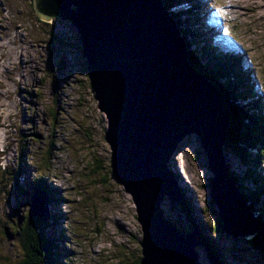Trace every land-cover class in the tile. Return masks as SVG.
<instances>
[{
  "label": "rangeland",
  "instance_id": "obj_1",
  "mask_svg": "<svg viewBox=\"0 0 264 264\" xmlns=\"http://www.w3.org/2000/svg\"><path fill=\"white\" fill-rule=\"evenodd\" d=\"M200 1L199 15L208 12L209 16L201 44L214 45L219 38L229 53L242 55L264 110V0ZM32 4L33 0H0V264L26 260L20 235L24 222L19 220L28 215L41 172L47 185L64 194L55 208L48 201L49 210L52 207L63 215L61 226L50 228L49 233L55 232L56 238L57 231L69 229L65 244L73 243V264H133L141 257V226L130 195L110 171L111 150L105 141L108 122L85 75L78 31L67 22L41 21ZM199 147L196 137H189L179 145L169 168L176 182L175 174L180 177L178 191L183 195V183L199 219L213 230L218 211L211 203V173ZM239 152L224 148L223 154L234 187L230 172L236 175L250 167L248 157ZM47 154L51 161L45 166ZM260 165L264 171V161ZM17 172L21 184H28L26 194L16 189ZM163 209L181 230L193 234L188 215L168 202ZM192 215L198 219L195 210ZM206 234L222 247L227 264H264L263 256L224 233ZM204 246L198 249L201 264H212L213 252ZM233 250L239 251L237 256Z\"/></svg>",
  "mask_w": 264,
  "mask_h": 264
},
{
  "label": "water",
  "instance_id": "obj_2",
  "mask_svg": "<svg viewBox=\"0 0 264 264\" xmlns=\"http://www.w3.org/2000/svg\"><path fill=\"white\" fill-rule=\"evenodd\" d=\"M33 7L41 21L67 22L78 31L85 75L108 122L110 171L130 195L141 226L140 264H201L198 249L207 248L201 232L193 226V234L181 230L163 209L168 202L182 212L183 195L169 164L191 136L207 159L220 232L264 257L251 244L259 233L257 219L224 162L231 125L225 99L189 63L187 44L195 46L182 38L172 10L158 0H33ZM42 194L35 191L29 214L46 221L49 202Z\"/></svg>",
  "mask_w": 264,
  "mask_h": 264
},
{
  "label": "trees",
  "instance_id": "obj_3",
  "mask_svg": "<svg viewBox=\"0 0 264 264\" xmlns=\"http://www.w3.org/2000/svg\"><path fill=\"white\" fill-rule=\"evenodd\" d=\"M158 1L162 2L165 9L178 8L179 6L186 8H179L183 11L175 12L171 16L173 19H177L176 22L180 27L182 38L187 41L190 36L193 43L201 47V49L195 48L192 50L191 45L187 44L190 50L189 63L205 79L213 83L225 98L224 109L231 119V125L228 129L227 143L224 148L226 152L236 150L237 154L242 151L243 155L248 157L250 165L248 170H239L236 175L230 173L243 201L247 203L249 210L257 217L259 233L252 239L251 244L264 254V173H262L264 171L259 167L261 166L260 162L264 161V110L260 107L259 96L261 94L256 89V80L253 79L252 72L247 65H243L245 63L242 55L229 52L222 53L223 51L215 40L214 45L201 46V33L205 31V21L209 16L208 12H201L202 14L205 13L203 17L199 15L200 0ZM32 9L34 10L33 4ZM181 17L187 18L188 25L181 24ZM208 28L211 29L210 24H208ZM249 98H251V101L247 100ZM236 99L241 100L232 101ZM47 157L43 159L45 166L51 161V154H47ZM18 175L19 172L14 175L16 189L20 194H26L24 190L28 188V184H21ZM44 177V172L39 173V176H37L36 190L43 192L48 197L51 206L55 208V205L62 199L64 194L60 189L53 187L52 184L47 185ZM175 179L177 182L180 181L177 173ZM182 187L184 198L181 202V211L188 215L191 225L201 232L200 240L212 250L218 263L227 264L226 259L223 258L225 254L222 247L217 241L213 242L206 234L207 231H210L218 236L220 223L218 222L213 230L210 228L209 223H203L199 219L198 211L194 208L192 198L186 193V186L183 183ZM194 210L198 219L192 215ZM29 212L27 216L21 217L22 219L19 220L20 224L24 222L20 235L23 238L26 260L22 264H73L75 258V250H72L73 243L68 241V244H65L69 229L57 231L56 238H54L55 232L54 234L49 233L50 228L61 226L63 215L57 214L55 209L51 207L46 221H42L39 217H31ZM204 212L207 211L204 210ZM208 212L210 213L209 210ZM133 264H140L139 256L133 261Z\"/></svg>",
  "mask_w": 264,
  "mask_h": 264
},
{
  "label": "clouds",
  "instance_id": "obj_4",
  "mask_svg": "<svg viewBox=\"0 0 264 264\" xmlns=\"http://www.w3.org/2000/svg\"><path fill=\"white\" fill-rule=\"evenodd\" d=\"M202 4V3H201ZM182 9L183 7L182 6H179L178 7V9ZM176 9H177V7L176 8H170V9H168L169 11H171L170 13H171V15L173 14V13H175V12H179V10H177L176 11ZM183 9H186V8H183ZM172 17V16H171ZM173 18V17H172ZM189 18V17H188ZM204 20H205V18H204ZM206 22V21H205ZM187 24L188 25V21H187V18L186 17H181V24ZM215 22H213V24H214ZM213 24H211V26H213ZM214 27V26H213ZM194 30V29H193ZM199 31V30H198ZM179 32H180V29H179ZM181 33V32H180ZM193 35V34H192ZM202 37V36H201ZM223 38H225L224 36H223ZM189 39L192 41V38L189 36ZM217 42H218V40H217ZM216 42V43H217ZM221 45H225L223 42H219ZM192 44L195 46V48H200L201 49V47H199L198 45H196L195 43H193V41H192ZM201 46L202 47H204V46H206V45H202L201 44ZM245 63V62H244ZM245 65H246V63H245ZM193 67V66H192ZM221 93V92H220ZM223 96V95H222ZM224 97V96H223ZM225 99V98H224ZM238 100H241V99H236V100H232L233 102H236V101H238ZM247 100H250L251 101V98H249V99H247ZM259 102V101H258ZM251 108V107H250ZM43 193V192H42Z\"/></svg>",
  "mask_w": 264,
  "mask_h": 264
},
{
  "label": "bare ground",
  "instance_id": "obj_5",
  "mask_svg": "<svg viewBox=\"0 0 264 264\" xmlns=\"http://www.w3.org/2000/svg\"><path fill=\"white\" fill-rule=\"evenodd\" d=\"M173 19V18H172ZM177 20V19H176ZM176 20L175 19H173V21L175 22V26H176V28L179 30L180 29V27L178 26V24H177V22H176ZM198 27V26H197ZM186 50H187V55H189V53H190V50H189V48H187L186 47ZM195 68V67H194ZM196 69V68H195ZM196 72H197V74L198 75H200L204 80H207V79H205L204 78V76L202 75V74H200L199 72H198V70L196 69L195 70ZM215 87V86H214ZM216 89V88H215ZM258 94V93H257ZM227 113V112H226ZM178 190V189H177ZM178 193H179V191H178ZM217 261V260H216Z\"/></svg>",
  "mask_w": 264,
  "mask_h": 264
}]
</instances>
